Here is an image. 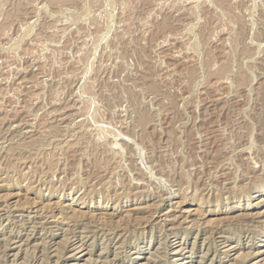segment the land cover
Returning a JSON list of instances; mask_svg holds the SVG:
<instances>
[{"label":"rangeland","instance_id":"374dc122","mask_svg":"<svg viewBox=\"0 0 264 264\" xmlns=\"http://www.w3.org/2000/svg\"><path fill=\"white\" fill-rule=\"evenodd\" d=\"M263 250L264 0H0V264Z\"/></svg>","mask_w":264,"mask_h":264},{"label":"bare ground","instance_id":"6f19581e","mask_svg":"<svg viewBox=\"0 0 264 264\" xmlns=\"http://www.w3.org/2000/svg\"><path fill=\"white\" fill-rule=\"evenodd\" d=\"M228 248H229V247H228ZM231 248H232V247H230V249H231ZM83 249H84V248H81L80 250H77V251H82ZM230 249H228V250H230ZM263 251H264V250H263ZM263 251H260V253H263ZM176 252H177V251H176ZM176 252H175V253H176ZM178 252H180V253H181V252H182V250H181V251H178ZM257 254H258V253H257ZM259 260H260V259H259ZM261 261H262V260H261ZM257 262H258V261H257Z\"/></svg>","mask_w":264,"mask_h":264}]
</instances>
